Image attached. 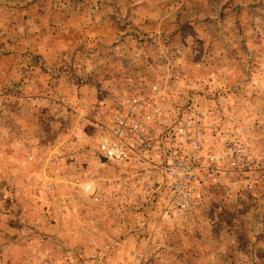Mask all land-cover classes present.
Segmentation results:
<instances>
[{"label":"rangeland","instance_id":"rangeland-1","mask_svg":"<svg viewBox=\"0 0 264 264\" xmlns=\"http://www.w3.org/2000/svg\"><path fill=\"white\" fill-rule=\"evenodd\" d=\"M153 84L208 110L212 150L236 133L257 156L255 184L201 186L172 220L218 230L219 264H264V0H0V264H205L121 206L128 169L96 149V117Z\"/></svg>","mask_w":264,"mask_h":264},{"label":"built area","instance_id":"built-area-1","mask_svg":"<svg viewBox=\"0 0 264 264\" xmlns=\"http://www.w3.org/2000/svg\"><path fill=\"white\" fill-rule=\"evenodd\" d=\"M164 91L153 84L146 93L119 95L118 103L94 122L96 149L107 162L128 169L121 176L122 207L159 210L175 219L196 207L201 186L227 189L256 183L257 156L240 136L220 139L219 151L207 145L208 110L191 99L172 108ZM96 201L104 199L91 183L82 185Z\"/></svg>","mask_w":264,"mask_h":264},{"label":"crops","instance_id":"crops-1","mask_svg":"<svg viewBox=\"0 0 264 264\" xmlns=\"http://www.w3.org/2000/svg\"><path fill=\"white\" fill-rule=\"evenodd\" d=\"M172 224L176 227L179 226L176 231H181L178 234L176 231H174L172 235L169 234L170 238H168V241H166V244L170 248L169 252L173 254L175 253L177 256L180 254L184 255L185 253L186 256L189 254L193 256H201L202 258H205V264H219V260L225 257L226 246L224 243V238L222 235H220V233L216 232L218 230L213 232L211 231L209 234L201 233L199 235H195L193 233H188V230L187 232L182 231V225L180 226V224L176 223V221L169 220L170 228L173 226ZM239 245L240 241H238L237 248L240 253L241 249L239 248ZM165 250H167V247L161 248L157 255H160V252ZM151 251L146 249L141 253V255L150 256ZM179 263L182 264V262ZM186 264H189V262H186Z\"/></svg>","mask_w":264,"mask_h":264},{"label":"water","instance_id":"water-1","mask_svg":"<svg viewBox=\"0 0 264 264\" xmlns=\"http://www.w3.org/2000/svg\"><path fill=\"white\" fill-rule=\"evenodd\" d=\"M100 160H101V161H105V158L102 157V156H100Z\"/></svg>","mask_w":264,"mask_h":264}]
</instances>
